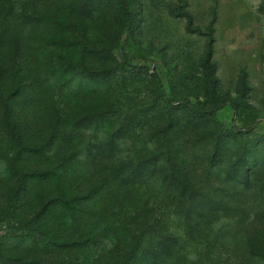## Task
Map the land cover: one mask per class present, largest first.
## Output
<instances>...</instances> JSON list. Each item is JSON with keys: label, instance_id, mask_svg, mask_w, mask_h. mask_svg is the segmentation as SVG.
<instances>
[{"label": "trees", "instance_id": "trees-1", "mask_svg": "<svg viewBox=\"0 0 264 264\" xmlns=\"http://www.w3.org/2000/svg\"><path fill=\"white\" fill-rule=\"evenodd\" d=\"M97 2L115 4L123 29L136 33L140 0H84L79 16ZM13 8L0 10V264H264L257 244L248 262L231 259L241 236L236 218L223 203L202 201L178 165L171 112L151 135L143 115L109 103L67 116L73 98L63 102L65 91L87 96L116 68L92 64L106 50L78 23L49 40L40 22H18ZM212 57L210 42L203 69L216 105ZM184 111L197 120L214 114Z\"/></svg>", "mask_w": 264, "mask_h": 264}, {"label": "rangeland", "instance_id": "rangeland-1", "mask_svg": "<svg viewBox=\"0 0 264 264\" xmlns=\"http://www.w3.org/2000/svg\"><path fill=\"white\" fill-rule=\"evenodd\" d=\"M140 1L134 35L123 29L113 3H93L85 18L78 14L84 0H0V10L13 4L15 19L40 22L41 36L49 40L78 23L106 50L92 64L116 68L115 75L90 84L87 96L65 91L63 102L73 98L67 116L109 103L130 117L143 115L140 124L151 135L171 112L170 145L178 165L202 201L223 203L235 216L241 236L231 259L248 262L254 244L264 248V0ZM210 42L219 80L216 105L208 98L203 69ZM186 106L214 114L197 120ZM94 167L98 175L105 171ZM5 231L0 223V236ZM229 254L223 259L234 256Z\"/></svg>", "mask_w": 264, "mask_h": 264}]
</instances>
